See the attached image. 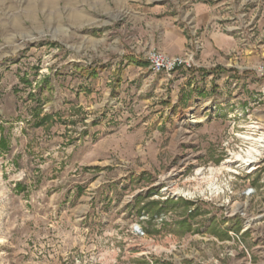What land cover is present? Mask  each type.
<instances>
[{"label":"rangeland","instance_id":"rangeland-1","mask_svg":"<svg viewBox=\"0 0 264 264\" xmlns=\"http://www.w3.org/2000/svg\"><path fill=\"white\" fill-rule=\"evenodd\" d=\"M263 141L264 0H0V264H264Z\"/></svg>","mask_w":264,"mask_h":264},{"label":"built area","instance_id":"built-area-1","mask_svg":"<svg viewBox=\"0 0 264 264\" xmlns=\"http://www.w3.org/2000/svg\"><path fill=\"white\" fill-rule=\"evenodd\" d=\"M147 60H148V65L152 69V71L156 73H166L168 75L173 73L178 68L183 67L187 69L192 66L191 55L188 54L186 56L168 55L157 48H152L148 51ZM247 191L252 193L254 191V188L249 187L247 188ZM232 214L234 215L236 214V212H232L231 215ZM136 225L137 224H135L134 226ZM247 228L248 225H245L243 229L245 230ZM140 234H144L142 228L140 230Z\"/></svg>","mask_w":264,"mask_h":264},{"label":"bare ground","instance_id":"bare-ground-1","mask_svg":"<svg viewBox=\"0 0 264 264\" xmlns=\"http://www.w3.org/2000/svg\"><path fill=\"white\" fill-rule=\"evenodd\" d=\"M264 142V141H263ZM262 148H264V143H262ZM257 150V149H256ZM263 150V149H262ZM254 151V150H253ZM256 152V151H255ZM251 154H249V156H248V160H247V162H249V163H252V162H254L255 160H256V153H252V152H250ZM248 163V165H250ZM233 212H238L237 210H235V211H233ZM135 229V232H137V233H140V230H141V228H140V226H138V225H136L135 227H134Z\"/></svg>","mask_w":264,"mask_h":264},{"label":"crops","instance_id":"crops-1","mask_svg":"<svg viewBox=\"0 0 264 264\" xmlns=\"http://www.w3.org/2000/svg\"><path fill=\"white\" fill-rule=\"evenodd\" d=\"M152 10V9H151ZM206 62H209L210 63V61H206ZM216 63H213L212 65L214 66ZM208 73L210 74V77L212 76V74H213V71L212 70H209L208 71Z\"/></svg>","mask_w":264,"mask_h":264}]
</instances>
